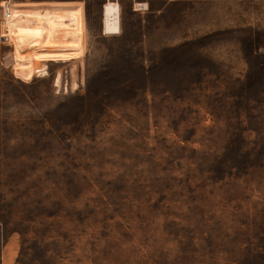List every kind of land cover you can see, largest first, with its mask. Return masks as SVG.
<instances>
[{
    "label": "rangeland",
    "instance_id": "rangeland-1",
    "mask_svg": "<svg viewBox=\"0 0 264 264\" xmlns=\"http://www.w3.org/2000/svg\"><path fill=\"white\" fill-rule=\"evenodd\" d=\"M4 1L83 33L29 81L0 42V264H264V0Z\"/></svg>",
    "mask_w": 264,
    "mask_h": 264
},
{
    "label": "bare ground",
    "instance_id": "bare-ground-1",
    "mask_svg": "<svg viewBox=\"0 0 264 264\" xmlns=\"http://www.w3.org/2000/svg\"><path fill=\"white\" fill-rule=\"evenodd\" d=\"M82 6L77 1L12 2L5 25L16 78L29 81L35 73L47 74L45 62H65L78 57L75 49L80 47L83 33ZM144 6L136 4L135 8ZM119 16L117 2L103 5L104 34H119Z\"/></svg>",
    "mask_w": 264,
    "mask_h": 264
},
{
    "label": "built area",
    "instance_id": "built-area-1",
    "mask_svg": "<svg viewBox=\"0 0 264 264\" xmlns=\"http://www.w3.org/2000/svg\"><path fill=\"white\" fill-rule=\"evenodd\" d=\"M9 8V1H4L0 3V11H1V17H0V42L2 44H9V38L7 36V29H6V20L9 18L8 13Z\"/></svg>",
    "mask_w": 264,
    "mask_h": 264
},
{
    "label": "crops",
    "instance_id": "crops-1",
    "mask_svg": "<svg viewBox=\"0 0 264 264\" xmlns=\"http://www.w3.org/2000/svg\"><path fill=\"white\" fill-rule=\"evenodd\" d=\"M2 258V262H1V264H3V257H1Z\"/></svg>",
    "mask_w": 264,
    "mask_h": 264
}]
</instances>
